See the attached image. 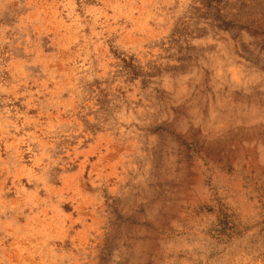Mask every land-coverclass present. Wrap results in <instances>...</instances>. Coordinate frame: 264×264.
I'll list each match as a JSON object with an SVG mask.
<instances>
[{
    "label": "rangeland",
    "instance_id": "rangeland-1",
    "mask_svg": "<svg viewBox=\"0 0 264 264\" xmlns=\"http://www.w3.org/2000/svg\"><path fill=\"white\" fill-rule=\"evenodd\" d=\"M0 264H264V0H0Z\"/></svg>",
    "mask_w": 264,
    "mask_h": 264
}]
</instances>
